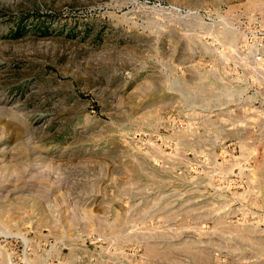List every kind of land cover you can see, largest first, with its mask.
Returning <instances> with one entry per match:
<instances>
[{
    "label": "rangeland",
    "instance_id": "374dc122",
    "mask_svg": "<svg viewBox=\"0 0 264 264\" xmlns=\"http://www.w3.org/2000/svg\"><path fill=\"white\" fill-rule=\"evenodd\" d=\"M0 264H264V0H0Z\"/></svg>",
    "mask_w": 264,
    "mask_h": 264
},
{
    "label": "built area",
    "instance_id": "2783aa9c",
    "mask_svg": "<svg viewBox=\"0 0 264 264\" xmlns=\"http://www.w3.org/2000/svg\"><path fill=\"white\" fill-rule=\"evenodd\" d=\"M263 51L261 49V46H258L255 54L253 55V61L255 62V68L258 67V65H263L261 64L263 62V57H262Z\"/></svg>",
    "mask_w": 264,
    "mask_h": 264
}]
</instances>
